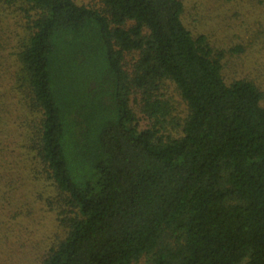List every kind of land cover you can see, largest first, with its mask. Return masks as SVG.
Wrapping results in <instances>:
<instances>
[{"label": "trees", "instance_id": "16d2710c", "mask_svg": "<svg viewBox=\"0 0 264 264\" xmlns=\"http://www.w3.org/2000/svg\"><path fill=\"white\" fill-rule=\"evenodd\" d=\"M98 1L0 0L29 23L0 140L61 231L40 264H264L261 90L225 79L182 0Z\"/></svg>", "mask_w": 264, "mask_h": 264}, {"label": "rangeland", "instance_id": "374dc122", "mask_svg": "<svg viewBox=\"0 0 264 264\" xmlns=\"http://www.w3.org/2000/svg\"><path fill=\"white\" fill-rule=\"evenodd\" d=\"M74 1L96 9L101 7L98 0ZM182 2L186 27L194 35L203 33L214 48L223 51L225 79L252 80L261 90L264 104V0ZM28 26V16L18 6L0 3V98L9 96L11 83L14 85L16 80L15 52L25 40ZM165 87L171 116L180 119L184 103L171 85ZM130 103L138 127L151 126V121L139 112L133 96ZM42 190V185L28 176L19 163L14 142L0 140V264H40L52 242L60 237L54 213L39 198Z\"/></svg>", "mask_w": 264, "mask_h": 264}]
</instances>
